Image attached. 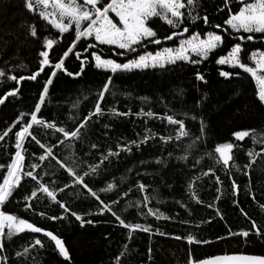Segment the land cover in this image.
<instances>
[{
	"label": "trees",
	"instance_id": "16d2710c",
	"mask_svg": "<svg viewBox=\"0 0 264 264\" xmlns=\"http://www.w3.org/2000/svg\"><path fill=\"white\" fill-rule=\"evenodd\" d=\"M199 4V14L207 15L212 24H222L229 9L235 12L240 6L237 0H199ZM25 15L30 16L33 21H40L37 15L25 9L24 0H0V69H4L6 73L5 77L0 78V95L17 87L15 81L7 79L8 75L28 76L37 69L40 59L38 53L44 50L43 37L57 36L55 29L50 32L44 28L38 32L37 37L30 36L28 17ZM152 26L160 37L169 34L168 26L159 20ZM195 30L203 33L213 29L197 21ZM73 38L74 35L65 34L59 46L54 47V54L62 55ZM90 42L92 41L82 42L75 51H83L86 43ZM230 43L227 42L225 47L230 46ZM170 46L175 44L171 41L162 44V47ZM158 47L149 44L147 50L155 51ZM257 49L264 50V37L260 34H256L253 41H245L242 54L245 63L252 64L247 57L251 51ZM101 50L106 58L111 57L121 63L135 55L129 53L127 56H117L110 46H101ZM139 51L142 52V49ZM218 51L221 55L226 54L225 51ZM52 55L50 53V57ZM65 67L68 71H78L79 62L74 57L66 59ZM221 69L239 72L240 76L225 80L218 75ZM197 70L206 73L209 81L207 86L195 80ZM47 74L46 70L37 81H21L19 96L11 97L4 105H0V132L12 124L19 112L31 110ZM108 75L111 73L94 67H87L83 78L58 74L54 81L55 86L50 88L51 102L42 109L43 117L56 118L58 122H64L61 126L71 127L69 115L83 116L93 108L96 91ZM180 89L184 90L182 94ZM112 90L116 95H106V100L102 102L106 114L98 122L90 124L83 139L74 142L71 149L60 146L56 152L61 158L75 153L82 161L79 170L86 171L87 165L98 163V157L109 149L115 151L117 145L133 140L140 141L145 135L151 134L153 138L140 147L133 146L131 152H121L118 157H110L101 166L99 175L89 179V186L100 194L105 203L110 204L118 199L113 211L126 223H139L148 226L150 231L136 230L129 233L110 213L99 214L98 202L78 186L65 189L64 193L58 194L59 198L73 212L93 221L92 224L81 226L72 216L53 221L41 218L32 211L25 212L22 198L30 195L31 188L35 187L25 180L22 181L21 188L14 192L4 210L29 219L61 236L69 249L71 260L65 261L61 258L54 251V244L49 238L42 234L24 232L14 235L10 240L6 239L5 250L10 258L9 264H117L116 258L125 246L127 253L120 258L118 264H189L190 258L199 260L231 253L264 256V237L229 234L250 229L249 219L242 214L241 209L248 213V217L256 220L258 225L264 226V209L258 206L264 204V156L257 157L252 164L251 182L243 174V166L250 161L247 151L252 149L259 152L264 147L261 142L264 137L258 135V142L253 143L251 137L236 141L231 135L242 129H255L258 134L264 132V105L258 102L257 85L251 76L242 69L219 66L215 63V58H210L199 66L178 63L168 70L149 68L118 73L113 76ZM203 93H207L208 98L197 106ZM83 96L88 98L84 100ZM77 98H81L82 102L79 109H73L72 103ZM111 108H116L119 112L130 109L132 115L110 116L107 113ZM141 109L144 112L150 110L157 116L175 113L177 119L185 120L186 129L191 136L176 140L177 126L156 117L135 115ZM183 112H187L188 116H182ZM192 115H197V119L192 120ZM200 116L204 117L208 126L206 143L186 153V146L195 136L200 135ZM105 125L108 126L107 130ZM35 134L42 142H53L56 139L51 130L38 129ZM168 136L173 139L167 143L160 139ZM221 142L237 145L233 155L240 170L233 168L231 171L232 178L240 185L237 196H233L229 179L214 164V160L208 157L200 159L205 151L212 150L214 144ZM92 143L97 144L98 150L90 149ZM26 147L29 153L37 156L41 154L40 148L34 142L26 144ZM14 150V136L10 133L9 137L0 141V164L6 165ZM182 155H187V159H179ZM161 159L163 164L156 163ZM196 160L200 162L193 167ZM29 162L37 161L29 157ZM44 167H47V163ZM210 167H216V175L220 176L222 184L218 185L211 175H202ZM4 171L0 169V178ZM196 176L200 179L193 187L200 202L191 198L189 191V184ZM50 179L60 187L64 183H70L62 170H58ZM48 180L49 177H45V182ZM113 180L116 188L100 192V189L106 188L107 183ZM140 183L147 186L143 192L137 188ZM218 187L221 190L219 200L216 199ZM129 188L131 191H128ZM124 192H128V195L124 196ZM248 193H254L256 199L253 200ZM145 194L150 197L148 207L157 210L158 217L142 214L147 213L143 204L139 208L128 207L129 202L134 204L141 201ZM209 204L213 207H208ZM34 208L35 212H46L49 217L63 215V210L47 198L34 202ZM217 209L220 215H217ZM190 237L194 238L191 243ZM37 238L44 243L43 248L37 246L35 250L30 248L28 255L15 256V252H22Z\"/></svg>",
	"mask_w": 264,
	"mask_h": 264
},
{
	"label": "snow or ice",
	"instance_id": "6c2138e0",
	"mask_svg": "<svg viewBox=\"0 0 264 264\" xmlns=\"http://www.w3.org/2000/svg\"><path fill=\"white\" fill-rule=\"evenodd\" d=\"M237 3L240 5L238 10L232 12L229 9L227 18L223 20L222 24H212L207 15L201 16L199 14V0H24L25 9L37 15L42 22L55 29L57 36L56 38L43 37L42 46L44 50L38 53L40 59L38 60L37 69L28 76L21 75L17 77L15 74L8 75L7 79L15 81L17 87L0 95V105H4L9 98L19 96L21 81H37L47 70V79L43 81L41 90L31 110L29 112H19L12 124L0 132V141H4L6 137H9L10 133L14 136L15 149L10 156L9 162L6 165L0 164V169L5 170L2 178H0V264H9L10 260L5 250L6 239L10 240L14 235L24 232L42 234L49 238L54 244V251L65 261L71 260L69 249L61 236L32 223L29 219L4 210L7 202H10L14 192L21 188L22 181L25 180L35 185V187L31 188L30 195H25L22 198L25 212L32 211L41 218L53 221L72 216L80 222L81 226L92 224L93 221L86 220L83 216L73 212L71 207L62 198H59L58 194L64 193L65 189L78 186L86 190L88 195L95 198L100 206L99 214L110 213L119 225L129 230V233L136 230L150 231L148 226L139 223H126L120 215L113 211V206L118 203V199L111 201L110 204L105 203L101 199L100 194L89 186V179L99 175L101 166L106 161H109L110 157H118L121 152H131L133 146L140 147V145L147 143L153 138L151 134L145 135L140 141L133 140L117 145L115 151L109 149L98 157V163L87 165L86 171L79 170L82 161L75 153H71L67 158H61L57 155L56 149L60 146L71 149L74 142L83 139L88 126L98 122L99 118L106 114L104 108H102V102L106 100V95L113 97L116 95V92L112 90V85L113 76L118 73L136 70L143 71L149 68L168 70L178 63L199 66L210 58H215V63L219 66L242 69L243 72L249 74L257 85L256 96L258 102L264 105V50L257 49L250 52L247 59L252 62L251 65L245 63L242 59L245 41H253L256 34L264 37V0H237ZM156 20L168 26L169 34L163 37L158 35L157 30L152 26ZM197 21L209 25L213 30L203 33L195 30ZM29 27L30 36L37 37L38 32L35 24ZM65 34L74 35V38L62 55L56 56L54 47L59 46ZM89 40L92 42L86 43L83 51H75L78 45ZM165 41H171L176 46L158 47L155 51L147 50L149 44L160 46ZM227 42H231L230 46L225 47ZM101 46H110L117 56H127L129 53L135 55L121 63L117 59L106 58ZM141 49L143 50L142 52L139 51ZM218 50L225 51L226 54L221 55ZM50 53H53L51 57ZM84 53H87V55H84ZM72 57L79 62V70L75 72L68 71L65 67L66 59ZM87 67H94L106 73H111L96 91V100L93 108L83 116L78 114L69 115L68 120L72 122L71 127L61 126L64 122H58L56 118L45 119L42 115V109L51 102L50 88L55 86L54 81L58 78V74L71 78H83ZM218 75L225 80H231L233 77H239L240 73L221 69ZM5 76L4 69H0V78ZM194 78L206 86L209 84L205 72L197 70ZM183 91V89H180L181 94ZM87 98V96L82 97L84 100ZM207 98L208 94L203 93L201 100L197 102V106L207 100ZM82 99L77 98L73 101L72 108L79 109ZM107 114L120 117L132 115L130 109L126 112H119L116 108L109 109ZM135 115L156 117L166 120L170 125L177 126L176 140H180L181 137L191 136V133L186 129L185 120L182 118L177 119L175 113L157 116L156 113L150 110L144 112L141 109ZM181 115L187 117L188 113L183 112ZM191 119L196 120L197 115H192ZM199 121L200 135L195 136L186 146V153H189V150L196 148L198 145L206 143L208 126L203 116L199 117ZM107 127L105 125L106 130ZM17 128L18 130L14 131ZM38 129L51 130L52 134L56 136L55 141L42 142L35 134ZM105 135H107V131H105ZM231 135L236 141H244L246 137H251L253 143H257V136L264 137V132L258 134L255 129H242L233 132ZM160 139L167 143L173 137H160ZM32 142L40 148V155L37 156L35 153L28 152L26 144ZM261 142L264 143V141ZM236 147L237 145L232 142L216 143L213 145L212 150L205 151L203 156L200 157L201 160L204 157L213 159L214 164L220 167V170L225 173L230 181L233 196H237L240 192V185L231 176L233 168L240 170V166L235 163L233 155V150ZM90 149L98 150L97 144L92 143ZM246 155L250 158V161L243 166L245 169L243 174L251 182L250 171L252 164L255 163L257 157L264 156V147H261L259 152L249 149ZM29 157L37 162H29ZM179 159H187V155H182ZM199 162V160H196L193 167ZM46 163L47 167L45 168ZM156 163L163 164L164 161L161 159L156 161ZM58 170H62L70 181V183H64L63 187H60L55 181L50 179ZM202 175H211L215 178V182L218 185L222 184L220 176L216 175V167H210ZM45 177H49L48 182H45ZM199 179L200 177L196 176L189 184L191 198L196 199L197 202L200 201L193 185ZM116 187L113 180L107 183L106 188L100 189V192L112 191ZM137 188L143 192L147 186L140 183ZM128 191H131V188ZM220 192L221 190L218 187L217 200L220 199ZM123 195L127 196L128 192H124ZM248 195L253 200L256 199L254 193H248ZM42 198H47L55 203L63 210V215L49 217L46 212H35L34 202H38ZM149 202L150 197L145 194L141 201H137L134 204L129 202L128 207L139 208L143 204L147 208V213L142 214L158 217V211L148 207ZM234 203L238 204L239 201H234ZM258 206L264 209V204H259ZM208 207H213V205L209 204ZM241 212L249 219L250 229L242 230L239 233L230 232L229 234L243 237H249L251 234L257 237H264V226L258 225L256 220L248 217V213L244 212L243 209H241ZM217 215H220L219 209H217ZM193 239L190 237L189 242H193ZM196 242L199 243V241ZM204 243L208 242L204 241ZM37 246L40 248L44 247V243L39 238L30 243L28 247H25L22 252H15V256L28 255L29 249L35 250ZM126 253L127 246L117 256V264ZM189 264H264V256L225 254L199 260L190 258Z\"/></svg>",
	"mask_w": 264,
	"mask_h": 264
},
{
	"label": "bare ground",
	"instance_id": "6f19581e",
	"mask_svg": "<svg viewBox=\"0 0 264 264\" xmlns=\"http://www.w3.org/2000/svg\"><path fill=\"white\" fill-rule=\"evenodd\" d=\"M25 16L28 17V19H27L28 22H29L28 26L35 24V26L37 27V32H39V31H43L42 28H44V29L47 30V31L53 32L51 26H47V24H46L45 22H42L41 20H40L41 22L38 21V20L33 21V19H32L30 16H27V15H25ZM25 16H24V17H25ZM29 17H30V18H29ZM28 28H29V30H30V27H28Z\"/></svg>",
	"mask_w": 264,
	"mask_h": 264
},
{
	"label": "water",
	"instance_id": "95a60500",
	"mask_svg": "<svg viewBox=\"0 0 264 264\" xmlns=\"http://www.w3.org/2000/svg\"><path fill=\"white\" fill-rule=\"evenodd\" d=\"M232 254H243V253H231V254H227V255H232ZM225 255V254H224ZM245 255H250V254H245ZM216 256V255H215ZM256 256H259V255H256ZM210 257H212V256H210ZM207 258H209V257H207Z\"/></svg>",
	"mask_w": 264,
	"mask_h": 264
},
{
	"label": "rangeland",
	"instance_id": "374dc122",
	"mask_svg": "<svg viewBox=\"0 0 264 264\" xmlns=\"http://www.w3.org/2000/svg\"><path fill=\"white\" fill-rule=\"evenodd\" d=\"M185 35H187V34H185ZM176 46V45H175ZM159 47H162V45H160ZM170 47H174V46H170ZM143 51V50H142Z\"/></svg>",
	"mask_w": 264,
	"mask_h": 264
}]
</instances>
